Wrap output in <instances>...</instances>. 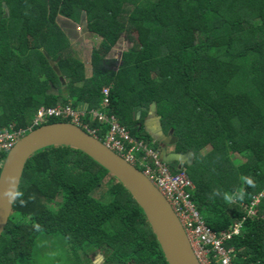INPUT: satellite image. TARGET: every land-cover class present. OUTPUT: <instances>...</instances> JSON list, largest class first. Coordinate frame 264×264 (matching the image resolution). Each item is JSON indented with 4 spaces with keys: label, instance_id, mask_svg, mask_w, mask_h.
I'll return each mask as SVG.
<instances>
[{
    "label": "trees",
    "instance_id": "trees-1",
    "mask_svg": "<svg viewBox=\"0 0 264 264\" xmlns=\"http://www.w3.org/2000/svg\"><path fill=\"white\" fill-rule=\"evenodd\" d=\"M84 16L99 39L90 76L58 22ZM125 35L133 47L117 65L113 52ZM106 87L107 113L172 173L188 172L192 203L209 228L221 233L245 221L227 244L234 264H264V199L258 217H248L264 194V0H0V134L27 129L41 107L100 109ZM150 114L161 140L144 128ZM83 121L104 141L108 124L90 114ZM165 142L188 163L167 162ZM8 153L0 151V173ZM20 190L26 204H14L0 264H38L53 243L73 264L91 255L104 264H168L131 194L79 150L35 153Z\"/></svg>",
    "mask_w": 264,
    "mask_h": 264
},
{
    "label": "built area",
    "instance_id": "built-area-1",
    "mask_svg": "<svg viewBox=\"0 0 264 264\" xmlns=\"http://www.w3.org/2000/svg\"><path fill=\"white\" fill-rule=\"evenodd\" d=\"M102 94V107L89 112L74 109L71 105L41 107L32 125L27 129L14 130L11 127L10 130L0 134V151L9 152L24 135L33 128L45 124L51 118L69 119L71 123L99 139L98 130L83 121L87 114H90L92 120L109 125V130L103 136L104 141H101L127 162L139 168L169 203L188 237L199 264H234L235 250L229 249L227 244L242 235L245 221L221 233L209 228L192 203L191 197L195 185L189 178L188 172L181 170L178 173H172L157 151L149 149L144 141L134 139L127 128L121 125L114 115H109L106 111L110 104V88H103ZM263 198L264 194L260 198H254L252 205L248 208L249 218L258 217L257 210Z\"/></svg>",
    "mask_w": 264,
    "mask_h": 264
},
{
    "label": "water",
    "instance_id": "water-1",
    "mask_svg": "<svg viewBox=\"0 0 264 264\" xmlns=\"http://www.w3.org/2000/svg\"><path fill=\"white\" fill-rule=\"evenodd\" d=\"M51 146L71 147L85 153L127 189L143 211L168 264H199L179 219L152 181L101 140L71 122L39 126L24 135L9 151L0 173V239L14 209V204L3 198L8 175L14 174L20 187L29 159ZM188 158L171 154L166 161L175 159L184 165Z\"/></svg>",
    "mask_w": 264,
    "mask_h": 264
},
{
    "label": "rangeland",
    "instance_id": "rangeland-1",
    "mask_svg": "<svg viewBox=\"0 0 264 264\" xmlns=\"http://www.w3.org/2000/svg\"><path fill=\"white\" fill-rule=\"evenodd\" d=\"M58 22L60 26L63 27L66 34L70 37L73 48L76 52L80 54V59L83 61V59H86L84 62L85 65V71L87 76H90L91 73V52L92 49L99 44V39L96 36L91 35L87 30V24H86V18L85 16L82 18L80 24H75L72 21H69L65 19L64 17H59ZM137 37V35H134ZM133 44L132 41H130V37L128 35H125L121 38L119 45L115 48L113 52L114 58L117 60V65L120 63L121 60V53L124 48H132ZM87 59H89L87 61ZM103 188H106L105 185L101 187V192H98L96 194L97 197L100 195H104V192L102 191ZM263 193L256 196L257 198H260V196ZM102 199L105 201H108V196H103ZM264 199V198H263ZM94 255H91L89 259H91V262L88 264H102L104 261L101 258L94 259ZM37 263L38 264H73L69 257L67 256L66 250L64 249L63 244H51L48 249L43 250L38 253L37 257Z\"/></svg>",
    "mask_w": 264,
    "mask_h": 264
},
{
    "label": "crops",
    "instance_id": "crops-1",
    "mask_svg": "<svg viewBox=\"0 0 264 264\" xmlns=\"http://www.w3.org/2000/svg\"><path fill=\"white\" fill-rule=\"evenodd\" d=\"M73 51H74V54L78 60H80L82 63H84L86 61V59H83V61L81 60L82 58L80 59V54L78 52H76L74 48H73ZM88 60L89 59H87V61ZM90 73H91V71H90ZM81 108L86 109L85 107H81ZM139 115H140V112H139ZM143 125H144L145 130L151 135V137L155 138V139L153 138L154 140H156V139L161 140L162 139L161 132H159L160 131L159 120L157 119V117L155 115L150 114L145 119ZM167 139L170 140V138H167ZM173 145H175V142H169V143L165 142V143L161 144L160 153L164 150L166 152V154L168 155V158H170V156H171V154H173V150H174ZM163 158H165V157H163Z\"/></svg>",
    "mask_w": 264,
    "mask_h": 264
},
{
    "label": "clouds",
    "instance_id": "clouds-1",
    "mask_svg": "<svg viewBox=\"0 0 264 264\" xmlns=\"http://www.w3.org/2000/svg\"><path fill=\"white\" fill-rule=\"evenodd\" d=\"M34 129L35 128L32 130ZM23 196L24 193L20 190L18 178L14 174L8 175L7 187L3 192V198L6 199L9 204H15L18 202L20 205H25L26 201L23 199Z\"/></svg>",
    "mask_w": 264,
    "mask_h": 264
},
{
    "label": "flooded vegetation",
    "instance_id": "flooded-vegetation-1",
    "mask_svg": "<svg viewBox=\"0 0 264 264\" xmlns=\"http://www.w3.org/2000/svg\"><path fill=\"white\" fill-rule=\"evenodd\" d=\"M93 258H94V259H96V257H95V256H94ZM102 264H104V262H103Z\"/></svg>",
    "mask_w": 264,
    "mask_h": 264
}]
</instances>
